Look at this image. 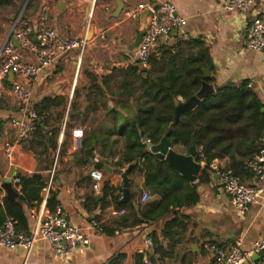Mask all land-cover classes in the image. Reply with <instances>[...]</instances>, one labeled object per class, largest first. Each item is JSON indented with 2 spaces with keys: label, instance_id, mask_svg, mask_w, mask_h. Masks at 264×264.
<instances>
[{
  "label": "crops",
  "instance_id": "obj_1",
  "mask_svg": "<svg viewBox=\"0 0 264 264\" xmlns=\"http://www.w3.org/2000/svg\"><path fill=\"white\" fill-rule=\"evenodd\" d=\"M117 1L123 5L122 12L133 10L143 2V0H40L38 11L27 17L23 23H33L41 6L46 4L50 11V24L61 36L83 38L86 36L88 26L91 25L93 39L98 35L104 36V40L99 41L102 42L101 53L114 59L120 55V58L127 60L131 54L128 47L133 43L132 40L141 25L139 18L134 20L135 22L132 20L126 23H121L119 19L114 20L112 14ZM165 1L173 4L178 14L187 21L179 37L200 38L209 47L217 72V84L240 87L246 82L247 88L264 104V54L243 50L248 26L255 17L264 14V0H255V4L244 14L225 12L221 6L222 0ZM133 23H137V29ZM9 31L1 24L0 48ZM95 41L98 40H92L91 44ZM164 41L169 39L162 40L160 44ZM119 65L109 62L104 70L99 68L94 75L108 77ZM80 69L76 54L70 53L61 58L51 72L29 83L36 103H41L45 98H59L61 105L57 107L63 106L64 113L61 117L51 118V110L56 107L43 113L40 119L44 122V134L48 137L46 136L43 141L38 136L33 137L23 146H17L14 166H11L4 157L2 146L5 141L14 139L8 118L14 114L15 104L8 94L0 100V199L6 197L8 189H13L14 174L30 175L35 173L37 168H45L44 158L49 160L52 169L56 154L58 157V153L61 152L63 157L54 167L56 174L54 187L57 189L60 202L58 210L82 232L89 244L78 248L74 253L63 255L44 242L38 241L26 261L21 248L12 252L0 248V264H110L112 260H115V264H134L136 255L142 257L148 255L145 241L153 233L158 235L161 233L163 221L133 226L135 219L128 208L124 209L125 215L113 217L110 215L111 210L115 209L113 204L108 205L99 215L97 214L99 207L92 211L84 207L86 200H89L90 208H93L95 200H101V192L96 193L92 189V180L89 177V172L93 168L91 159L94 155L99 157V164L103 166V169H98L102 172L103 184L108 183L121 189L122 180L121 176L109 171L117 169L114 165L119 158L120 142L113 146L111 155L108 152H105V155L98 154L99 148L94 150L89 158H85L81 150L74 147L73 132L81 130L79 123L87 122L90 116L94 115L88 113L83 117L68 120L70 103L75 97L76 90L79 95L75 100L76 104L82 106V111L88 105L83 99L85 91L77 85L81 78ZM62 98L65 100L62 101ZM178 102L183 103V100L179 98ZM115 103L116 101L109 100L106 107L112 108ZM98 117L100 118L98 121L93 120L90 127H83L84 130L95 129L94 131L106 133L111 122L104 115ZM109 138L113 140L115 135L112 134ZM50 142L54 145L52 149ZM44 151L46 155H42ZM214 162L221 170L227 165V159ZM216 176L211 174V181L198 187L200 200L194 207L180 211L188 218V227L180 243L173 246L172 253L174 259L178 256L184 259L185 264H215L216 252L231 249L236 241L241 242L240 248L246 252L254 242L264 238V185L260 203L251 207L246 215L241 217L232 207L230 199L223 194L221 183ZM128 179L130 194L136 196V204L143 210L159 201L158 194L145 188L143 172L134 171ZM243 183L258 185L251 174L244 178ZM143 193L148 194L149 198L141 203L140 196ZM45 204L43 201L38 207H24L29 232L36 225L38 218L48 212ZM94 219H97L95 228L91 226ZM123 223L129 227L124 228ZM163 244L166 245L167 242L163 241ZM118 256L122 259H116ZM168 260L169 257H165L163 264H173Z\"/></svg>",
  "mask_w": 264,
  "mask_h": 264
},
{
  "label": "trees",
  "instance_id": "obj_2",
  "mask_svg": "<svg viewBox=\"0 0 264 264\" xmlns=\"http://www.w3.org/2000/svg\"><path fill=\"white\" fill-rule=\"evenodd\" d=\"M17 1L0 0V9L13 7ZM24 1L20 0L19 6L24 4ZM169 41L161 43L150 56L149 70H138L134 65H129L123 71L118 87L119 93L126 94L127 100L104 109V116L111 122L107 132L90 131L82 140L80 149L83 153L88 148L94 150L100 148L98 154L105 155L104 153L108 152L111 155L113 146L120 142L119 158L114 166L117 169L133 166L131 173L137 170L143 172L145 188L160 196L157 203L144 210L136 204L135 195H132L126 204L118 205L122 189L104 183L100 191L101 200H95L93 208L88 206L89 200L84 204L88 211L97 207L104 210L110 204L117 210L128 208L135 219L133 226L163 221L161 233L159 235L153 233L150 236L152 254L158 257L156 260L158 264H163L164 258L170 257L173 252V246L182 240L188 227V218L180 211L192 208L199 202L198 187L211 181L209 165L215 160L227 158L226 167L220 171H229L243 182L250 174L246 163L264 145V104L247 88V83H242L240 87L217 84V72L210 49L200 38L183 39L177 36ZM205 72L210 73L209 79L204 78ZM89 77L94 83L88 88L89 93L103 97L109 95L107 80L110 76ZM98 80L101 85L97 84ZM135 81L138 82L137 85L134 84ZM204 81L213 85L214 93L201 101L194 110L183 114L176 122L175 103L179 98L186 102L195 96ZM3 85L6 89L10 88L7 79L3 81ZM78 96L76 90L69 107V121L96 112L94 104H88L82 111V106L75 102ZM116 96L117 94H114V97ZM59 105H61L59 98H45L36 106L39 120L35 125L33 137L38 136L42 141L48 137L44 134V122L40 117ZM141 132L151 145L158 144L166 137L173 148L180 147L185 151L194 140L197 153L195 159L205 166L198 181L189 184L170 170L164 162L158 161L142 142ZM112 134L115 138L110 140ZM50 148H54L52 142ZM42 155H46V152L44 151ZM62 157L59 152L58 161ZM43 161L46 167L37 168L33 174H16L21 181V192L15 200L6 197L2 200L0 226L10 219L15 223L16 233H29L28 217L24 207L32 208L42 204L44 189L50 178V162L46 158ZM96 168L103 169V166L98 164ZM55 180L54 171L45 200V207L49 213H55L60 207L58 192L54 187ZM122 226L129 227L125 223ZM163 241L167 244L164 245ZM119 258L122 259L121 256L116 257ZM142 259L141 255H136L134 264H143ZM110 264H115V260Z\"/></svg>",
  "mask_w": 264,
  "mask_h": 264
},
{
  "label": "built area",
  "instance_id": "obj_3",
  "mask_svg": "<svg viewBox=\"0 0 264 264\" xmlns=\"http://www.w3.org/2000/svg\"><path fill=\"white\" fill-rule=\"evenodd\" d=\"M255 4V0H222V9L227 13H247ZM149 9L151 15L139 45L127 57L128 65L140 64L143 70H149V58L164 39H168L173 32H183L187 25L186 19L178 14L176 7L165 0H143L135 9L121 13L119 20L126 23L137 20L142 11ZM24 21V20H23ZM20 17L9 31L0 48V100L10 95L15 104V112L8 118L9 125L14 132L12 141H5L2 146L3 155L11 166L15 164V148L23 146L30 141L35 132V125L39 120L36 103L32 97L29 83L51 72L57 62L70 53L76 54L77 65L80 66L89 44L86 37L68 38L61 36L54 26L50 24L49 7L41 6L38 17L34 22L25 24ZM171 39V38H170ZM94 40L103 41L104 36H95ZM18 44V47L15 45ZM243 50L264 54V14L255 17L246 30ZM25 57L29 58L26 59ZM9 75L13 76L10 88L6 89L3 81ZM83 133L81 130L73 132L76 150L82 148ZM201 150V149H200ZM57 158V154L55 156ZM93 168L89 172L92 180V189L100 193L103 184V175L95 166L99 164V157H92ZM248 172L256 179L258 185H247L240 178L229 171H220L212 162L209 169L216 174L221 183V190L231 202L236 213L243 217L253 206L260 203L262 186L264 185V145L246 163ZM127 167L120 168L125 172ZM47 187L44 189V202L51 186L54 167H52ZM13 190L20 195L21 181L14 174ZM148 194L140 196V202L148 200ZM2 200L0 199V206ZM102 210H98L99 215ZM126 214L124 209H113L110 215L121 217ZM93 228L97 221H92ZM42 241L51 249L63 255L74 253L78 248L88 246L89 242L82 232L73 226L66 216L59 210L55 213H45L40 216L36 225L28 234L16 233L15 223L7 219L0 226V248L12 252L21 248L25 254V261L31 255L36 242ZM148 255L142 259L143 264H151L149 257L152 254V241H145ZM238 240L229 250H220L214 257L215 264H264V238L253 243L251 248L244 252ZM254 255L260 256L258 261H253ZM157 260V256H154ZM158 264V263H157Z\"/></svg>",
  "mask_w": 264,
  "mask_h": 264
},
{
  "label": "water",
  "instance_id": "obj_4",
  "mask_svg": "<svg viewBox=\"0 0 264 264\" xmlns=\"http://www.w3.org/2000/svg\"><path fill=\"white\" fill-rule=\"evenodd\" d=\"M28 1L29 0L26 1L23 7V10L26 7ZM122 10H123V5L117 1L116 9L112 14V18L114 20H118L122 13ZM20 15L18 17H20ZM150 15H151V11L149 9H146L140 13L139 22H140L141 28L136 34L133 43L128 47V51L132 52L139 45L141 38L143 36V32L147 26ZM181 34L182 32H179V33L173 32L168 39L177 37ZM85 37H86V40L88 39L87 41H89L93 37V31H92L91 25L88 26ZM15 45L18 47V44L15 43ZM134 68L138 70H143L140 64H135ZM204 74H205V77H204L205 79H209L211 77L209 72H205ZM7 81L9 83H12L13 76L9 75L7 78ZM213 93H214L213 85L204 81L201 85L200 90L195 94V96H193L186 102L175 103V116H174L175 121L176 122L179 121L180 117L183 114L189 113L192 110H194L201 101H203L207 96ZM140 136L142 138V142L148 148V151L151 154H153L158 161L164 162L170 170L180 175L189 184H195L198 181V178L204 171L205 166L204 164L197 162L195 159L197 153H196V147H195L194 140L191 141L190 147L186 150V153H179L173 149L172 143L166 137H163L158 144L151 145L147 137L144 136L142 132L140 133ZM93 151H94L93 148L85 149L83 152V156L85 158H89L93 155ZM56 160L57 158L54 159L53 167H55L56 165ZM132 170H133V166H128L125 172H121L118 169L109 170L110 172H113L121 176L122 196L118 202V205L126 204L131 198L128 176L130 175ZM6 198L10 200H15L18 198V194L12 188H10L6 191ZM149 259H150L151 264H157V261L155 260L154 256H150ZM259 259H260V256L258 255H254L252 257V260L255 262L258 261Z\"/></svg>",
  "mask_w": 264,
  "mask_h": 264
},
{
  "label": "rangeland",
  "instance_id": "obj_5",
  "mask_svg": "<svg viewBox=\"0 0 264 264\" xmlns=\"http://www.w3.org/2000/svg\"><path fill=\"white\" fill-rule=\"evenodd\" d=\"M27 0L24 1V4H22L21 6H19V2L20 0L17 1V4L13 7H8L7 9H0V28H1V24H4L7 29L11 30V28L13 27V25L15 24L18 16L21 14V17L23 15V19L22 20H26L27 17H31L33 16L39 8L40 5V0H29L26 7L23 10V7L25 5ZM23 10V11H22ZM22 12V13H21ZM133 22H135L133 20ZM134 28L137 29V23H133ZM135 38V37H134ZM88 40V39H87ZM93 40V37L89 40V44L86 48L82 63H81V69H80V73H81V78L78 80V86L80 89H83L85 91V96H84V100L88 103V104H94L96 105L95 107L96 112L94 113L93 116H90V119L86 122L84 121L83 124L79 123V128L83 131V137L82 139L85 138V136H87V134L90 132L89 130H84L83 127H90L91 123L93 122V120H99L100 118L98 116H103L104 115V109H108L106 107L107 105V101L109 100H113L115 99L116 103L118 102H123L125 100H127V96L125 95H121V93H119V87H118V83L120 82L122 73L124 70L127 69V67L129 66L127 64V60H123L122 58H120V55H118L117 58H109L106 54L101 53L100 51H102V42L99 41H95L94 44H91ZM134 41V39L132 40V42ZM119 63L120 65L117 66L116 68H114L110 75V77L107 80L108 83V87L110 89L109 95L106 97L103 96H97L94 93H89L88 88L94 84L93 81L91 80V78L89 77V75L94 76V74L96 73V70L99 68H102L104 70V68L107 66V63ZM98 77V76H97ZM100 78V77H98ZM98 85H101V82L98 80L97 81ZM134 84H138L137 81L134 82ZM114 94L117 96L114 97ZM87 96V97H86ZM86 97V98H85ZM64 113V108L63 106L60 107H56L54 109L51 110V118H58L59 116L61 117ZM95 130V129H94ZM97 132V131H96ZM176 152H181V153H186L185 150L181 149L180 147H175L174 149ZM99 151V150H98ZM227 159V158H224ZM54 162V160H53ZM58 162V157H57V161ZM227 163H228V159H227ZM172 255H170L168 262L169 263H173V264H185L184 263V259L182 260L180 257L178 258L175 257L174 259V253H172ZM173 258V260L171 259Z\"/></svg>",
  "mask_w": 264,
  "mask_h": 264
}]
</instances>
